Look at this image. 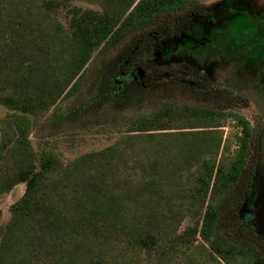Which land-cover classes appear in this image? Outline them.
Segmentation results:
<instances>
[{"label":"rangeland","instance_id":"374dc122","mask_svg":"<svg viewBox=\"0 0 264 264\" xmlns=\"http://www.w3.org/2000/svg\"><path fill=\"white\" fill-rule=\"evenodd\" d=\"M13 1L37 21L9 39L0 33V99L8 102L0 104V264H258L221 259L193 229L216 176L230 177L242 149L248 161L257 157L240 220L264 237V0H199L204 19L140 53L124 42L89 53L72 34L68 9L124 20L140 0ZM52 20L53 35L69 40L46 54L40 26ZM23 37L25 49L16 43ZM182 61L247 106L136 129L138 115L159 103L146 101L111 122L70 123L50 134L49 119L67 117L76 97L95 95L109 67L118 64L106 88L115 96L126 86L144 88L150 65Z\"/></svg>","mask_w":264,"mask_h":264},{"label":"trees","instance_id":"16d2710c","mask_svg":"<svg viewBox=\"0 0 264 264\" xmlns=\"http://www.w3.org/2000/svg\"><path fill=\"white\" fill-rule=\"evenodd\" d=\"M52 7H54L53 3ZM68 9L72 14L71 25L75 33L72 34L81 36V41L89 53L101 46L114 47L122 42L127 44L129 51L136 50L140 53L148 49L157 37L166 39L177 35L192 22L194 16L201 13L199 0H140L124 20H121L118 15H98V17L91 18L85 14L84 17L80 8L70 7ZM17 12L18 7L13 0H0V33L5 39H9L16 29H23L31 22L37 21V15L31 18V14L26 13L27 9ZM37 26H39L38 23ZM37 26L34 27L35 30H38ZM40 27L42 28L40 34L44 36L43 52L46 54L49 51L54 52L58 44H64L69 40L68 35L64 33L53 35L52 31L55 28L53 20L44 21ZM66 33L71 34L69 30ZM27 41L28 39L24 37L16 40L18 48L20 46L25 49L23 44ZM10 42L14 41L11 39ZM130 53H127L123 59ZM31 59L33 60V57ZM118 61L122 62L121 59ZM33 63L37 65V61ZM115 65L108 68L107 76L102 85L96 88L95 95L87 100L83 95L76 97V104L79 106L72 107L67 117L53 116L49 119L48 128L52 130L50 134L62 133L66 124L70 123L84 128L93 124L111 122L116 119L119 112L146 101H159V103L155 111L138 115L133 121V127L136 129L142 130L159 123H167L176 115L204 117L217 114L223 116L225 110L239 106V102L247 106L245 103L247 99L240 101L243 97L233 92L195 90L184 85L179 78L172 77L167 81H159L158 75L154 78L148 76L144 88L140 85L126 86L119 95L114 96L106 88L111 83L118 67V64ZM0 104L8 106V102L4 99H0ZM45 104L43 103L42 106ZM244 153L245 150L241 149L233 167V173L227 180L221 178L220 175L216 176L209 202L203 204V206L206 204V210L201 226L200 223L197 224L193 233L199 234L208 243L211 251L221 259L228 260L234 255H239L255 258L258 264H264L263 236L244 226L240 220L243 202L251 194L257 157V153H254L252 160L248 161ZM28 190L31 192V184ZM207 196L208 194L205 193L204 198L206 199ZM16 211L17 208L13 207L12 213ZM151 211L153 209H150ZM124 212L129 214L125 208ZM130 218L138 219L132 214ZM81 227L87 229L84 224ZM14 245L15 243H12L11 246ZM33 257L37 259V251Z\"/></svg>","mask_w":264,"mask_h":264},{"label":"flooded vegetation","instance_id":"af4514ba","mask_svg":"<svg viewBox=\"0 0 264 264\" xmlns=\"http://www.w3.org/2000/svg\"><path fill=\"white\" fill-rule=\"evenodd\" d=\"M195 17L204 19L206 17V13L201 11V13L199 15L194 16L193 19ZM184 29H182V30H184ZM155 39H159L161 41H165V40H167L169 38L162 39L160 37H157ZM151 46H152V44L149 46V48ZM157 48H159V47H157ZM150 71H151L150 73H147L145 75L144 84H145V80H146V78L148 76H151L152 78H154L155 76L158 75L159 76L158 77L159 81H167V80H169L172 77L179 78V79H181V81H182V83L184 85L192 87L195 90H201V91L211 90L213 92L222 91V90L230 91L224 85H220L218 87H214L211 84V79H210V77L208 76L207 73H205L203 71H200L199 69H197L196 67H194L191 63H189L187 61H182L181 63H178V64L176 63L174 65H167V64L166 65H159V66L150 65Z\"/></svg>","mask_w":264,"mask_h":264},{"label":"water","instance_id":"95a60500","mask_svg":"<svg viewBox=\"0 0 264 264\" xmlns=\"http://www.w3.org/2000/svg\"><path fill=\"white\" fill-rule=\"evenodd\" d=\"M251 230H253L254 232H256L257 234H259V235H261L262 236V234L260 233V231L259 230H256V229H254V228H250Z\"/></svg>","mask_w":264,"mask_h":264}]
</instances>
